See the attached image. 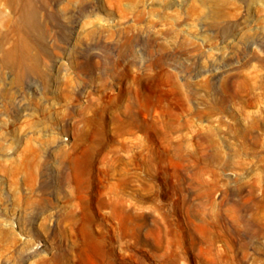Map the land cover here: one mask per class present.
<instances>
[{"label":"rangeland","instance_id":"1","mask_svg":"<svg viewBox=\"0 0 264 264\" xmlns=\"http://www.w3.org/2000/svg\"><path fill=\"white\" fill-rule=\"evenodd\" d=\"M0 264H264V0H0Z\"/></svg>","mask_w":264,"mask_h":264},{"label":"bare ground","instance_id":"2","mask_svg":"<svg viewBox=\"0 0 264 264\" xmlns=\"http://www.w3.org/2000/svg\"><path fill=\"white\" fill-rule=\"evenodd\" d=\"M28 2V1H27ZM23 11H22V16L19 22V27L21 29L23 28H27L28 26H33L36 23V13L33 11L32 7H30L29 5H27V7H23ZM23 34V33H22ZM19 49L26 51V46L22 45L19 46ZM17 51V50H16ZM14 56V52H10L9 54H7V58L8 59H12ZM11 61V60H10ZM23 62V61H22ZM229 93V92H228ZM222 96V95H221ZM248 120V119H247ZM249 130V129H248ZM247 132V131H246ZM254 132V131H253ZM255 133V132H254ZM260 217V216H259ZM248 223V226L250 227H255L257 225V223L255 222V220L252 221H246Z\"/></svg>","mask_w":264,"mask_h":264}]
</instances>
